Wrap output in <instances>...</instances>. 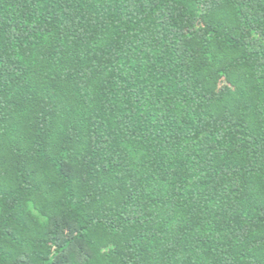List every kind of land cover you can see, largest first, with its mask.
I'll use <instances>...</instances> for the list:
<instances>
[{
  "label": "trees",
  "instance_id": "1",
  "mask_svg": "<svg viewBox=\"0 0 264 264\" xmlns=\"http://www.w3.org/2000/svg\"><path fill=\"white\" fill-rule=\"evenodd\" d=\"M0 264H264V0H0Z\"/></svg>",
  "mask_w": 264,
  "mask_h": 264
}]
</instances>
